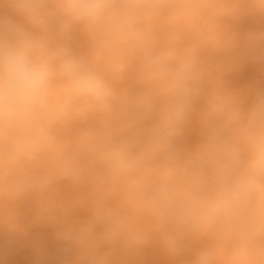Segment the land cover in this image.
<instances>
[{"label":"clouds","instance_id":"clouds-1","mask_svg":"<svg viewBox=\"0 0 264 264\" xmlns=\"http://www.w3.org/2000/svg\"><path fill=\"white\" fill-rule=\"evenodd\" d=\"M9 4L30 28L0 18V203L31 193L48 211L56 179L93 185L91 219L60 233L76 264H110L102 242L136 251L150 236L179 256L183 234L206 241L192 264H264V92L244 104L201 59L232 45L221 20L242 0ZM198 97L202 142L182 153Z\"/></svg>","mask_w":264,"mask_h":264},{"label":"bare ground","instance_id":"bare-ground-1","mask_svg":"<svg viewBox=\"0 0 264 264\" xmlns=\"http://www.w3.org/2000/svg\"><path fill=\"white\" fill-rule=\"evenodd\" d=\"M242 3L244 7L238 15L221 20L222 30L232 45L218 52L206 48L201 59L209 78L222 83L247 105L255 93L264 92V40H248L250 35H264V21H256V10L248 6V0ZM0 18L30 28L10 7L9 0H0ZM73 49L77 55H87L86 40L79 33L74 36ZM125 83L141 87L133 80ZM194 107L197 111L190 116L185 135L179 141L182 153L195 151L202 142L198 113L203 108V99L198 97ZM93 190V185L88 183L75 185L66 179H56L48 193V211L41 210L40 198L31 193L0 203V264H76L77 246L63 239L60 233L68 224L91 219L88 201ZM101 251L107 253L108 249L101 247Z\"/></svg>","mask_w":264,"mask_h":264},{"label":"rangeland","instance_id":"rangeland-1","mask_svg":"<svg viewBox=\"0 0 264 264\" xmlns=\"http://www.w3.org/2000/svg\"><path fill=\"white\" fill-rule=\"evenodd\" d=\"M262 17H264V14L256 10V21L259 23L264 21ZM89 220L90 219H80L77 220V223H83ZM181 241L183 244V252L179 256H174L166 252L159 242L158 237L155 236H150L147 243L136 251L124 250L119 247H114L110 243L103 242L101 243V247H107L110 264H192L195 253L205 246L206 241L193 234H183L181 236ZM223 251L222 248L221 254H223Z\"/></svg>","mask_w":264,"mask_h":264}]
</instances>
